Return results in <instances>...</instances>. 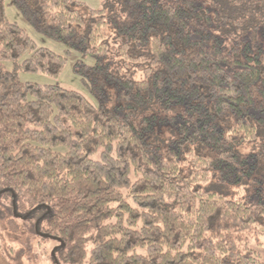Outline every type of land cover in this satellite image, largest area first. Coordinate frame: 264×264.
I'll return each mask as SVG.
<instances>
[{
	"label": "trees",
	"instance_id": "obj_1",
	"mask_svg": "<svg viewBox=\"0 0 264 264\" xmlns=\"http://www.w3.org/2000/svg\"><path fill=\"white\" fill-rule=\"evenodd\" d=\"M11 1L35 30L95 58L75 70L96 104L22 82L5 60L28 52L22 70L56 76L65 57L9 22L0 0V191L19 212L43 209L54 259L264 264L253 247L264 234V0H102L119 14ZM21 257L0 243V264Z\"/></svg>",
	"mask_w": 264,
	"mask_h": 264
},
{
	"label": "rangeland",
	"instance_id": "obj_2",
	"mask_svg": "<svg viewBox=\"0 0 264 264\" xmlns=\"http://www.w3.org/2000/svg\"><path fill=\"white\" fill-rule=\"evenodd\" d=\"M84 3L92 9L105 8L112 13L119 14L120 6L114 2L102 3V0H76ZM4 14L9 22L16 23L28 37L38 46L44 47L52 52L65 57L63 67L58 75L48 76L40 72H26L19 65L21 61L29 54L25 52L17 60H5L2 64L5 69H16L19 79L22 82H34L40 85H57L66 89L74 90L81 93L93 104L96 100L89 92L88 88L82 81V76L75 69L82 65L91 66L95 62L94 56L83 55L75 48L68 47L63 42L56 40L44 33L35 30L30 23L19 13L18 9L11 0H4ZM110 40L112 41L111 37ZM111 45H115L111 42ZM142 74L135 72L134 78L140 79ZM28 99H31L28 96ZM54 150L64 152L63 147H57ZM250 150V146H243L242 153ZM43 209L35 208L29 213H22L14 208L12 198L6 192L0 191V243L9 245L14 249H19L22 254L21 261L23 264H64L54 259V252L59 245L57 239L47 237L40 231V220ZM14 219L17 228L13 229L9 220ZM264 232V229L262 230ZM253 240V247L264 260V234L258 235Z\"/></svg>",
	"mask_w": 264,
	"mask_h": 264
}]
</instances>
